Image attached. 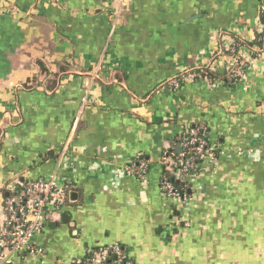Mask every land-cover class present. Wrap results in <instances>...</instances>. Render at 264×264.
<instances>
[{"label": "crops", "instance_id": "0c3cea01", "mask_svg": "<svg viewBox=\"0 0 264 264\" xmlns=\"http://www.w3.org/2000/svg\"><path fill=\"white\" fill-rule=\"evenodd\" d=\"M263 14L264 0H0V210L29 182L68 187L43 255L12 264L116 244L134 264H264V53L231 52ZM201 68L239 78L180 79ZM201 126L218 156L183 207L162 158ZM141 163L146 181L124 173Z\"/></svg>", "mask_w": 264, "mask_h": 264}, {"label": "built area", "instance_id": "2783aa9c", "mask_svg": "<svg viewBox=\"0 0 264 264\" xmlns=\"http://www.w3.org/2000/svg\"><path fill=\"white\" fill-rule=\"evenodd\" d=\"M243 62L238 64L241 65ZM188 77L195 79L198 75L191 71L189 75H183L180 79L186 80ZM178 81L173 80L172 84L177 86ZM202 132L194 128L183 133L188 138L179 146L181 152L176 153L178 158L174 153L169 155L166 150L162 165L168 167L171 174L176 175L172 166H184L186 180L196 178L204 162H214L218 152H215L214 145L202 137ZM146 169V164L141 163L134 168L127 167L124 173L146 181ZM67 189V186L59 183L56 176H52L48 180L27 183L20 195L5 200L0 210V264H12L16 256L43 255L36 247L34 239L44 230L46 213L55 214L65 206ZM162 189L170 199L179 202L183 207L189 205L191 200L189 192L174 187L165 175L162 177ZM88 254L90 256L87 257ZM87 255L82 259L73 260L72 264H134L126 258L124 249L118 244L90 250Z\"/></svg>", "mask_w": 264, "mask_h": 264}, {"label": "trees", "instance_id": "16d2710c", "mask_svg": "<svg viewBox=\"0 0 264 264\" xmlns=\"http://www.w3.org/2000/svg\"><path fill=\"white\" fill-rule=\"evenodd\" d=\"M261 24L263 26V30H262V32H260L257 35L256 39L252 43H244L241 41L236 42L237 46H236L235 51H233V50L231 51L232 55H237L240 51V48L243 47V45L246 46L247 48H249L251 50V52L253 51V53L255 55L260 54L261 52H264V14L261 17ZM192 72H195L198 75V77L213 79V80L214 79L224 80L227 83H233L235 80H237L239 78V75H237L233 71L227 72L224 76L217 74L215 72H212L211 70L205 69V68L193 70ZM197 129L200 130L201 132L203 131L201 133L202 137L204 139H206L209 142V144H211V142L209 140L207 129H205L204 126H201L200 128H197ZM185 138H188V136H184L183 134H180L179 136H177V138L174 141V146L168 150V154L169 155H171L172 153L176 154V148L179 147L182 142H184ZM176 157L178 158L177 154H176ZM172 167H173V171L176 173V175L171 174L169 172L168 167H166L164 165L162 166L163 175H165L167 178H169V181L173 184L174 187L187 192L188 191L187 188H189V187L186 186L187 174L184 171V166H172ZM23 189L24 188L22 187L21 189H19V191L16 190V192L15 191L12 192L9 196L6 197L5 200H7V199H9L15 195H20L23 192ZM53 214L54 213L47 212L46 213V217H47L46 221H48L53 216ZM96 249H99V248H96ZM124 252H125L126 258L128 260H131L130 257L128 256V253L126 252V250H124ZM88 256H90V254H88L87 257Z\"/></svg>", "mask_w": 264, "mask_h": 264}, {"label": "water", "instance_id": "95a60500", "mask_svg": "<svg viewBox=\"0 0 264 264\" xmlns=\"http://www.w3.org/2000/svg\"><path fill=\"white\" fill-rule=\"evenodd\" d=\"M181 152V148L180 147H178V148H176V153H180Z\"/></svg>", "mask_w": 264, "mask_h": 264}]
</instances>
